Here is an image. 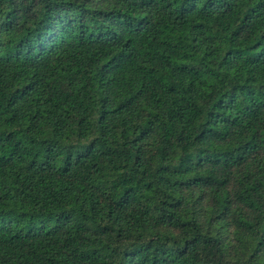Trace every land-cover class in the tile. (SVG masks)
Here are the masks:
<instances>
[{"label":"trees","instance_id":"obj_1","mask_svg":"<svg viewBox=\"0 0 264 264\" xmlns=\"http://www.w3.org/2000/svg\"><path fill=\"white\" fill-rule=\"evenodd\" d=\"M0 264H264V0H0Z\"/></svg>","mask_w":264,"mask_h":264}]
</instances>
